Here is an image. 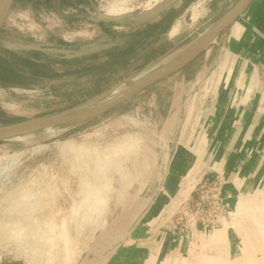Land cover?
<instances>
[{
    "label": "rangeland",
    "instance_id": "obj_1",
    "mask_svg": "<svg viewBox=\"0 0 264 264\" xmlns=\"http://www.w3.org/2000/svg\"><path fill=\"white\" fill-rule=\"evenodd\" d=\"M239 1H15L0 32L1 263L31 264L34 256L52 250L59 255L55 264H103L137 230L140 234L150 229L157 233L171 230L182 235L189 231L182 230L177 222L180 205L192 197L202 180L221 181L225 196L230 198L227 224L220 229L243 224L249 227L253 240L264 246L260 231L264 230V189L253 192L257 196L241 195L232 205L234 197L225 190V174L210 165L207 153L199 152L202 142L196 149L192 145L195 141L190 140V130L195 126L186 127L184 134L185 119L195 122L194 116L201 115V106L212 102L211 87L217 79L213 78L211 84V74L223 68L228 53L225 41L232 22L182 69L104 113L86 120L65 121L50 131L44 125L36 126L48 118L102 104L118 88L120 93L134 88L145 74L166 60L185 54ZM260 65L264 63L256 62L255 68L264 92ZM203 70L207 76L197 83L195 77ZM178 103L182 109L178 117L181 126H174L170 130L173 133L166 136L163 121ZM222 112L223 119L227 108ZM222 128L219 125L216 134ZM181 135L186 140L180 143ZM180 145L184 151L192 149L190 154L200 153L199 173L186 180L189 189L183 191L181 199H172L158 219L147 221L153 206L139 198L146 193L142 188L153 170L154 182H165L169 167L179 160L174 156ZM168 149H173L171 157ZM106 156L116 158L110 160H117L111 162L114 166L107 158L102 164ZM101 180L105 182L102 186ZM165 192L156 189L155 198L168 197ZM89 193L92 202L88 201ZM248 198V208L236 217L240 200ZM24 230L26 234L22 235ZM39 263L45 264L42 259L36 264Z\"/></svg>",
    "mask_w": 264,
    "mask_h": 264
},
{
    "label": "crops",
    "instance_id": "obj_2",
    "mask_svg": "<svg viewBox=\"0 0 264 264\" xmlns=\"http://www.w3.org/2000/svg\"><path fill=\"white\" fill-rule=\"evenodd\" d=\"M225 44L228 53L223 68L211 74V84L213 78L217 79L211 87L214 90L212 102L209 106H201V115L194 116L195 122L187 117L183 126L185 135L186 127L195 126L190 130V140L195 141L192 145L196 149L202 142L199 152L207 153L210 165L225 174V190L234 197L233 205L235 198L257 196L253 192L264 189V92L255 68L256 62L264 63V0H251L235 17ZM206 76L203 70L195 79L198 83ZM180 107V103L173 105L172 114L170 112L169 118L163 121L165 134L173 133L174 126H181ZM226 108V117L222 119V111ZM219 125L223 128L216 134ZM182 135L180 143L186 140ZM182 148V145L178 147L174 157L179 160L169 167L165 182H154L153 170V176L147 178L142 188L146 193L139 198L147 206H153L147 221L158 219L170 207L172 199H181L183 191L189 189L185 186L186 180L199 173L197 157L200 153L190 154L192 149L184 151ZM172 155L173 149H168V157ZM188 158L191 161L187 163ZM156 189L166 191L169 198L165 195L155 198ZM258 193L259 196L261 192ZM138 231L131 234V239L121 248L111 252L103 264H264V246L253 240L249 227L243 224L213 233L203 228L182 235L171 230L157 233L150 229L144 234ZM218 231L221 232L217 239L210 241ZM140 237H146L145 241ZM83 264L89 263L83 261Z\"/></svg>",
    "mask_w": 264,
    "mask_h": 264
},
{
    "label": "bare ground",
    "instance_id": "obj_3",
    "mask_svg": "<svg viewBox=\"0 0 264 264\" xmlns=\"http://www.w3.org/2000/svg\"><path fill=\"white\" fill-rule=\"evenodd\" d=\"M7 2V0H0V9L5 5V3ZM119 5H121V4H119ZM124 5V4H123ZM118 7V6H117ZM122 7V6H121ZM118 9V8H117ZM115 9H113L112 11H114ZM240 13V12H239ZM239 13H229L220 23H218L214 28H212L211 30H209L204 36H201V38L188 50V51H186V53L185 54H183V55H180V56H178V57H175V58H172V59H170V60H166L165 62H163L162 64H160L159 66H157L155 69H153L151 72H149V73H147V74H145L144 76H143V78H142V80L138 83V84H136V86L134 87V88H131L130 90H128V91H125V92H123V93H120V88H118V89H116L113 93H112V98L111 99H109L108 101H106V102H104V103H102V104H98V105H96V106H91V107H88V108H85V109H80V110H74V111H71V112H68V113H65V114H62V115H59V116H55V117H51V118H48V119H46V120H44V121H42V122H40L42 125H44V127H46V129L47 130H52V127L53 126H55V125H57V124H60V123H62V122H65V121H80V120H85V119H87V118H89V117H91V116H97V115H99L100 113H102L103 111H105L106 109H108V108H111V107H114V106H116V105H118L119 103H121V102H123V101H125V100H127V99H129L130 97H132V92H133V90L134 89H136L137 87H139V86H141V85H143L144 83H146V82H148L149 80H151V79H153V78H155V77H157L158 75H160V74H162V73H165V72H168V71H171V70H174V69H177L178 67H180V66H182L185 62H187V60H189L191 57H193L194 55H196L197 53H199V52H201V51H203L208 45H210V44H212L215 40H216V37H217V31L219 30V29H221L222 27H225L228 23H230L231 21H232V19H233V17L234 16H237ZM176 31V28H175V30H174V32ZM133 86V85H132ZM68 128V127H67ZM127 138H130V137H127ZM126 138V139H127ZM133 138L131 137V139L130 140H132ZM136 139V138H135ZM134 139V140H135ZM129 139H128V141H130ZM120 142V144H119V146L120 145H122L121 143V141H119ZM124 142H127V141H125L124 140ZM71 142H69L68 143V145L70 144ZM130 143V142H129ZM65 144H67V142L65 143ZM118 144V143H117ZM116 144V145H117ZM125 144V143H124ZM68 145H66V147H68ZM115 145V146H116ZM126 145V144H125ZM124 145V146H125ZM64 146V145H63ZM62 146V147H63ZM123 146V145H122ZM121 146V147H122ZM131 147V146H130ZM129 147V148H130ZM187 147V146H186ZM72 147H68V149L70 150ZM105 148V147H104ZM111 148V147H110ZM116 148V147H115ZM114 148V150H115V152L117 153V148L115 149ZM60 149V148H59ZM62 149V148H61ZM60 149V150H61ZM107 149V148H106ZM108 149H109V147H108ZM112 149H113V146H112ZM67 150V149H66ZM101 150H103V149H101ZM122 149H120V151H121ZM135 150H136V148H135ZM99 151H100V149H99ZM119 151V152H120ZM124 151V150H123ZM63 152L65 153V150L63 149ZM103 152V151H102ZM101 152V153H102ZM109 152H110V150H109ZM113 152V150H111V152H110V154ZM128 152V151H127ZM133 152H135V151H133ZM101 153H100V157H101ZM107 153V152H106ZM121 153V152H120ZM132 153V152H131ZM131 153H126V154H131ZM103 155H104V153H102ZM109 153H107V155H108ZM106 155V154H105ZM104 155V156H105ZM116 155V154H115ZM115 155H112V158H113V156H115ZM118 155L119 156H121L119 153H118ZM124 154L122 153V156H123ZM135 155L136 154H132L131 156L133 157H135ZM125 156V155H124ZM131 156H129V157H131ZM116 157V156H115ZM114 157V159H116V158H118V157H116L115 158ZM102 158H105V159H102ZM101 159H97V160H101L103 163V165H105L104 163H105V161L104 160H106V158H107V156L106 157H102ZM111 158V156H110V159H108L109 161L112 159ZM123 158H125V157H123ZM114 159H112V160H114ZM120 159V158H119ZM133 159V158H132ZM126 160V159H125ZM94 161H96V160H94ZM117 160H115L114 162H112V161H110L109 163H115ZM122 162L123 163V161L120 159V160H118V162ZM97 162V165L99 164L98 163V161H96ZM121 162H120V164H121ZM134 162V161H133ZM108 163V164H109ZM110 164V165H112V166H114V164ZM135 163V162H134ZM133 163V164H134ZM119 164V163H118ZM119 164V165H120ZM132 164V165H133ZM97 165H95L96 167H97ZM100 165V164H99ZM116 165V164H115ZM122 165V164H121ZM106 166H108L107 165V163H106ZM106 166H104L105 167V169H107L106 168ZM123 166V165H122ZM121 166V167H122ZM94 167V166H93ZM96 167H94V168H96ZM99 167V166H98ZM102 167V166H101ZM100 167V168H101ZM124 167H126V163H125V166ZM105 169H103L104 170V172H106L105 171ZM108 169H111V168H109V166H108ZM124 171H126V169L124 170ZM97 172V171H96ZM130 172V171H129ZM100 173V172H99ZM103 173V172H102ZM101 174V173H100ZM107 174V173H106ZM102 175V174H101ZM104 175V174H103ZM126 175H127V171H126ZM105 177H106V175H104ZM99 177L100 178H103L102 176H100L99 175ZM119 177V176H118ZM130 179V178H129ZM102 180H104V179H102ZM102 180H101V183H103L102 182ZM98 181H99V179H98ZM100 183V185L102 186V185H104V183L103 184H101ZM97 184V183H96ZM99 185V184H98ZM100 186V187H101ZM92 187H93V185H92ZM91 187V188H92ZM95 187H97L96 185H94V189H95ZM92 190H93V188H92ZM102 190H103V188H102ZM102 192V191H101ZM100 192V193H101ZM90 194V193H89ZM97 194V193H96ZM103 194V193H102ZM89 196V195H88ZM87 196V197H88ZM100 196L101 197H103L101 194H100ZM115 196V195H114ZM97 197V196H96ZM105 197V196H104ZM90 198H91V194H90V197H89V199H88V201L90 200ZM114 198V197H113ZM87 199V198H86ZM86 201V200H85ZM84 201V202H85ZM93 201H94V198H93ZM97 201V200H96ZM90 202H92V200H90ZM89 202V203H90ZM95 202V201H94ZM99 202H100V200H99ZM102 202V201H101ZM88 205H89V203L88 202H86ZM86 204V205H87ZM96 204H97V202H96ZM98 204H100V203H98ZM250 204V199L248 198V199H241L240 200V202H239V204H238V207H237V210H236V217L237 216H239V215H241L242 213H243V210H244V208L247 206V208H248V205ZM85 204H83V206H86ZM82 208V207H81ZM84 208V207H83ZM86 209V208H85ZM91 210H92V208H90ZM256 209L258 210V208L256 207ZM79 211H80V209H79ZM78 211V212H79ZM82 211V210H81ZM85 211V210H84ZM99 211V210H98ZM91 212V211H90ZM100 212V211H99ZM80 214H81V212H80ZM79 215V214H78ZM77 215V216H78ZM261 216V215H260ZM247 217V216H246ZM249 217V216H248ZM261 218V217H260ZM246 219H248V218H246ZM75 221H76V219H74ZM78 220V219H77ZM244 220V219H243ZM261 221H262V219H261ZM260 225V224H259ZM262 225V224H261ZM96 227V226H95ZM262 227V226H261ZM259 229V228H258ZM93 230H94V228H93ZM69 231V230H68ZM261 232H262V235H264V230H260ZM25 233V230H24V232L22 233V235H25L24 234ZM91 233H93V232H91ZM215 233H218V232H215ZM260 233V232H259ZM67 235H68V233H66ZM65 234V235H66ZM94 234H96V233H94ZM93 234V235H94ZM71 235V234H70ZM216 235H218V234H215V235H213L210 239L211 240H213L214 238H215V236ZM70 236H68V238H69ZM92 238V237H91ZM94 238V237H93ZM60 239V238H59ZM62 239V238H61ZM66 239V238H65ZM71 240V239H70ZM62 241V240H61ZM69 241V240H68ZM67 241V242H68ZM52 242V241H51ZM58 242V241H57ZM70 242V241H69ZM51 245H53V243L51 244ZM64 245H65V242H64ZM69 245V244H68ZM61 246H63V245H61ZM66 248V247H65ZM71 248V247H70ZM66 250V249H65ZM51 251L52 250H47L46 252H44V253H42V254H40V256H34V258L33 259H31L30 261L31 262H29V263H31V264H36L37 262H38V260L40 259H42V260H44V262H45V264H55V262L56 263H58L59 262V255H54L53 253H51ZM62 252V251H61ZM70 253V252H69ZM67 251L65 252V254L66 255H68L69 254ZM59 254V253H58ZM61 254V253H60ZM64 254V255H65ZM73 254V253H72ZM70 255V254H69ZM74 255V254H73ZM72 255V256H73ZM80 256V255H79ZM74 261V260H73ZM42 262V261H41ZM40 264V263H39ZM211 264V263H210Z\"/></svg>",
    "mask_w": 264,
    "mask_h": 264
},
{
    "label": "built area",
    "instance_id": "obj_4",
    "mask_svg": "<svg viewBox=\"0 0 264 264\" xmlns=\"http://www.w3.org/2000/svg\"><path fill=\"white\" fill-rule=\"evenodd\" d=\"M264 76V66H262ZM215 182V181H214ZM207 187V181H200L192 197L181 203L177 222L186 231H193L200 227L214 231L227 224L229 217L230 198L224 194L221 181Z\"/></svg>",
    "mask_w": 264,
    "mask_h": 264
},
{
    "label": "water",
    "instance_id": "obj_5",
    "mask_svg": "<svg viewBox=\"0 0 264 264\" xmlns=\"http://www.w3.org/2000/svg\"><path fill=\"white\" fill-rule=\"evenodd\" d=\"M16 0H7V2L5 3V5L0 9V32L2 31V29L4 28L9 16H10V13L12 11V8L14 6V3H15ZM251 0H240L239 3L234 7V9L230 12V13H239L241 12L244 7H246L248 5V3L250 2ZM236 16L233 17L232 21L235 19ZM231 21V22H232ZM230 22V23H231ZM229 24V23H228ZM228 24L225 26L227 27ZM225 27H222L221 29H219L217 31V36L223 31V29ZM202 52V51H201ZM199 52V53H201ZM199 53H197L196 55H194L193 57H191L189 60H187V62H185L182 66L178 67L177 69H174V70H171V71H168V72H165V73H162L160 75H158L157 77L149 80L148 82L144 83L143 85L137 87L136 89L133 90L132 92V96L136 93H138L139 91L141 90H144L156 83H158L159 81H162L164 79H166L167 77H169L170 75H172L173 73H175L176 71L182 69L184 66H186L189 62H191L193 60L194 57H196ZM109 109V108H108ZM108 109H106L105 111H107ZM105 111H103L102 113H104ZM100 113V114H102ZM99 114V115H100ZM98 116V115H97ZM91 117H94V116H91ZM89 117V118H91ZM87 118V119H89ZM86 120V119H85ZM36 126H43L41 123H38Z\"/></svg>",
    "mask_w": 264,
    "mask_h": 264
}]
</instances>
